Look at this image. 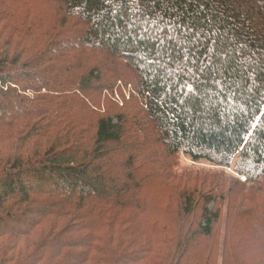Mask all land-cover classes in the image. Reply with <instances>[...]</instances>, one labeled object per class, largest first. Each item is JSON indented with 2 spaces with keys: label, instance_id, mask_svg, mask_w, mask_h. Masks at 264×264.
I'll list each match as a JSON object with an SVG mask.
<instances>
[{
  "label": "trees",
  "instance_id": "16d2710c",
  "mask_svg": "<svg viewBox=\"0 0 264 264\" xmlns=\"http://www.w3.org/2000/svg\"><path fill=\"white\" fill-rule=\"evenodd\" d=\"M41 2L0 0V264H107L115 255L119 264H192L219 213L204 204L196 227L176 223L172 211L170 227L168 215L167 223L146 217L149 208L168 213L150 196L163 197L181 156L245 177L216 183L252 203L231 211L255 220L243 237L259 244L221 254L264 264V0ZM120 81L135 90L124 87L122 107L109 96ZM15 103L20 109L6 112ZM156 148L158 162L138 169L141 152ZM153 165L169 172L163 181ZM195 194L179 196L178 213L194 212ZM64 216L77 222L68 233H92L79 247L91 256L68 252L66 231L32 238Z\"/></svg>",
  "mask_w": 264,
  "mask_h": 264
},
{
  "label": "rangeland",
  "instance_id": "374dc122",
  "mask_svg": "<svg viewBox=\"0 0 264 264\" xmlns=\"http://www.w3.org/2000/svg\"><path fill=\"white\" fill-rule=\"evenodd\" d=\"M39 3L37 4H44L43 2H41V0H38ZM119 81H117L118 83ZM121 85V86H120ZM123 85V86H122ZM126 85V86H124ZM131 86V88L133 89V86L131 83L129 82H124V81H120L119 85H117L116 87H114L113 91L110 93L109 92V96L111 97V99L113 100V102L118 105L119 107H122L124 105V103L119 102V95L120 94H129L127 93V91H125V88H127V90L129 91V87ZM134 90V89H133ZM135 91V90H134ZM113 93V94H112ZM131 93L132 90H131ZM135 97V96H133ZM132 99V98H131ZM130 99V100H131ZM135 99H137V97H135ZM129 99H125V101H130ZM21 107L20 104H13V106H8L6 108V112H9L10 110H12L13 112H16L17 110H19ZM2 115V113H0V116ZM129 122V121H128ZM129 124V123H128ZM148 132L150 134V136H152V130L151 127L148 126ZM129 133H131V131H129ZM131 135V134H130ZM129 135V137H130ZM154 136V135H153ZM137 139V137H134L133 134L131 135V138L127 139L129 141V143H131V140L133 139ZM163 152L161 150L156 149H152V150H148L146 152H141L140 157L137 158V163H138V169H142L143 166H145L144 164L147 162H158V158L160 159L162 157ZM156 155H159V157H157ZM101 160V159H100ZM100 160H97L95 162H99ZM149 160V161H148ZM179 162V161H178ZM161 164H165V160H161L160 161ZM160 166V165H159ZM159 166L153 165L151 166L152 171H157L159 176H161V180H164V177L167 176V173L165 170L159 169ZM220 169L218 167H214L205 163H191L190 161H188L185 157L181 156L180 158V164H178V167L175 169V171L173 172V175H171L168 178V183H169V187L165 186L164 189L160 190V192L163 194L162 198L161 196H159V194L157 192H152V195L150 196V199L154 200L157 199V202L159 204H161L162 208H165L168 210L167 214H163V213H158L157 211H153L152 208H149L147 211V216L148 219L153 222L157 221V220H162L165 223H167V215H168V223L169 227L171 226V221H170V217L169 214L170 212L172 213L173 217L174 214L176 213V217L175 220L178 218L177 222L178 224H185L186 226H192V227H196L197 222L201 220L200 216V211L202 209V207H205L204 204H208L211 210H213L214 212H218L219 213V219H220V223H219V228L214 229L213 231V235L212 237L209 238H205L203 236L199 237V241H200V249H201V253L199 252L197 254V257L195 258V260L193 261L192 264H200V262H202L203 260H206L207 257V250L208 248L211 246H214V248L212 249V252H214L216 255L213 256L211 258L210 263L204 261V263H208V264H223V262L225 261L226 258V262L227 264H231L232 260L230 257V254H226L225 256H223V250H231L233 249V245H244L247 248L250 249L249 244H251L254 249L255 247L258 246L259 241H256L254 238H250L249 240L243 236H246L247 234V230L250 229V227H255L256 223L255 220L253 221V218L249 217L248 219H244L243 217H240L239 214L233 213L231 210L233 209V206L235 205H239L240 202H244V205H251L252 203H250L249 201H236V200H232V198H237L235 197L237 190L234 189L233 193H235L234 196L228 194L225 189H222L221 187H217L219 186L218 181L221 180H227L229 179V176L232 177H237L233 174V169L232 168H223L221 169L223 172H221V176L217 175L215 173V170ZM117 172L113 173V176L116 177ZM156 175V174H155ZM234 175V176H233ZM158 177V176H157ZM156 177V178H157ZM241 178V177H240ZM242 179V178H241ZM107 180V179H106ZM240 180V179H239ZM243 180V179H242ZM241 184H243V182L240 180ZM43 186H41L40 184H38L37 182L34 183V188L35 190L42 188ZM184 192H188V193H193L196 192L195 197H194V201H195V205H194V212L188 216V217H184L182 215V213H178V198L180 195H183ZM251 193V191H250ZM249 193V194H250ZM176 198V199H175ZM212 199H215V203H211V201H214ZM241 200V199H239ZM14 200H10V201H6V206H11L13 204ZM231 206L229 207V203H231ZM165 206V207H164ZM167 207V208H166ZM176 211V212H174ZM180 211V210H179ZM255 214L254 217H256ZM260 215H258L259 218ZM143 217V216H142ZM28 221V224H30L31 218L30 219H26ZM72 221L73 227H75V225H77V222H74L73 219L69 216H64V217H51L50 219L47 220V222L43 225V228H39L38 231H36V233L32 236L33 239L37 240L40 237L41 233H48L50 231V229L52 231H54L55 233L58 232H63L66 231V235L61 237L62 240V244L65 245H70L72 248L71 250L69 249L68 252L70 253H74L77 256L79 254H83L84 251H88V254H90V256L92 255L90 253L89 250L83 249V248H79L82 247L81 245V241L84 239L85 237H88L89 235H91L92 233L90 232H83V231H79V229H72L69 233H68V226L70 224V222ZM261 221V218H260ZM180 222V223H179ZM155 224H158L157 222H154ZM146 225H150L152 226L150 223L145 222ZM27 225V224H26ZM54 226V227H53ZM250 226V227H249ZM25 228V224L22 226H15V225H9V226H5L2 225L1 230H6V229H11L13 231H22V229ZM78 228V227H77ZM37 229V228H36ZM192 232H196L195 230H193ZM97 234L98 236H104L106 234L105 231L103 232H98V233H94L93 235ZM31 239V238H29ZM89 241H91L90 239H88ZM224 240H227L226 244L224 245ZM249 241V244H248ZM228 243H230V246L228 247ZM61 244V243H60ZM78 244V246H77ZM25 242L23 241L22 244L20 245V250H23V247H25ZM101 246H106L105 243H100ZM110 247L113 249H117V238L113 237V241L110 244ZM235 248V247H234ZM236 249V248H235ZM32 250L31 247H28V251L30 252ZM196 250L199 251V248H197L196 246ZM130 251V252H129ZM137 251H139V248L136 249H125V252H129V254L132 253H136ZM109 255V252H108ZM84 256L81 255V257ZM96 258H98V256L94 255ZM206 256V257H205ZM79 257V256H78ZM111 258V261H108L107 264H119V262H122V259L119 260V258L117 259V256H113L109 257ZM91 259V257H90ZM118 260V261H117ZM75 261V260H71V263ZM79 261V259L77 260V262ZM96 261L92 260L89 264H96ZM98 262V261H97ZM76 262H74L73 264H75ZM100 263V262H98ZM87 264V263H86ZM102 264V263H101Z\"/></svg>",
  "mask_w": 264,
  "mask_h": 264
},
{
  "label": "built area",
  "instance_id": "2783aa9c",
  "mask_svg": "<svg viewBox=\"0 0 264 264\" xmlns=\"http://www.w3.org/2000/svg\"><path fill=\"white\" fill-rule=\"evenodd\" d=\"M242 181H244V180H242Z\"/></svg>",
  "mask_w": 264,
  "mask_h": 264
}]
</instances>
